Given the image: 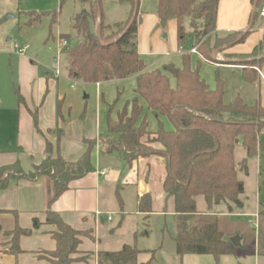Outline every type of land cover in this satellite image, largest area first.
Returning <instances> with one entry per match:
<instances>
[{
  "label": "trees",
  "instance_id": "16d2710c",
  "mask_svg": "<svg viewBox=\"0 0 264 264\" xmlns=\"http://www.w3.org/2000/svg\"><path fill=\"white\" fill-rule=\"evenodd\" d=\"M220 1L157 0L159 26L165 28L168 22L176 20L180 49H184L188 37H194L197 54L218 64L215 50L211 48L213 34L218 38L217 48L220 49L223 45L231 48L244 43L251 33H233L225 39L216 34ZM80 2L84 7L73 17V38L66 39L71 41L65 47L68 76L73 81L85 84L136 78L135 97L117 113L116 120L111 117V111L117 105L121 93L110 105L107 132L102 135V139L106 138L107 142L102 153H115L128 166H133L140 159L163 160L165 176L162 189L168 198L175 201L178 218L175 241L179 256L206 255L218 262L223 256H234L237 249L220 229L216 208L225 204L232 213L233 207H243L240 197L245 192V184L241 175L248 174V159L257 156L259 148H263L258 136L264 129V107L260 102L246 104L240 96L226 103L225 83L219 80L216 89H211L201 77L199 64L196 69H192L191 53L183 55L182 68L168 64L162 70L148 71L138 52L141 0H117L118 3L129 4L131 11L127 22L113 24L105 20L102 0ZM254 3L253 24L259 18L258 10L262 8L264 0H254ZM29 14L33 17L30 24L40 21L45 15L54 16L52 21L56 23L58 16L50 13ZM99 24L98 37L96 29ZM222 40L223 43H220ZM246 57L253 61L243 65L242 78L248 83L256 82L264 69V34L257 47ZM16 93L18 103L24 104L19 89H16ZM60 113L61 103L58 104ZM149 113L158 120V129L154 132L149 130ZM32 117L39 130L37 112L32 113ZM163 119L172 124V130L165 127ZM61 134L62 131L59 138ZM238 145L244 148L247 156L240 163L235 158ZM94 146L95 143L88 142L87 152L73 163L63 159L59 153L55 155L56 148L47 142L46 159L33 171L25 172L19 161L0 167V189L6 190L15 180L36 181L41 176H49L58 198L69 189L72 181L94 172ZM199 198L206 204L205 211L198 208ZM119 202L122 205L120 199ZM152 205L150 194L139 200V210L146 215V219L152 213ZM3 214H13L14 220L11 227L0 222V252L11 255L24 253L21 238L29 236L32 230L20 227L17 212L0 207V216ZM46 224L56 228L50 235L57 247L45 253L50 264L87 261L88 255L78 256L82 253L81 236L86 233L77 231L53 211L47 212ZM40 227L41 223L34 220L33 228ZM257 251L264 256V208L258 215ZM139 254L135 246L125 245L118 252H100L97 263L138 264Z\"/></svg>",
  "mask_w": 264,
  "mask_h": 264
},
{
  "label": "crops",
  "instance_id": "0c3cea01",
  "mask_svg": "<svg viewBox=\"0 0 264 264\" xmlns=\"http://www.w3.org/2000/svg\"><path fill=\"white\" fill-rule=\"evenodd\" d=\"M13 2L14 0H0V21L12 12ZM125 4L127 3L121 5ZM141 8L143 10L140 12L138 52L148 71L162 70L168 64L182 68L183 55L191 53L195 45L194 38H190V43L186 41L184 49H180L177 21L171 20L165 28H162L159 26L157 6L145 10L140 4ZM263 8L264 4L258 10V20L253 24L252 15L256 9L254 0L220 1L216 34L224 38L233 33L251 32L244 43L231 47L229 54L248 55L260 43L264 34V17L260 15ZM106 22L116 23L108 20ZM11 29V25H7L4 21L0 22V53L6 48L4 39ZM166 34L172 37V45L168 44L169 37ZM12 52L17 54L18 65L21 64L22 69L26 70V73L19 74L18 78L19 92L25 103L20 105L17 102L15 106L0 104V167L19 161L25 172L33 171L35 166L46 159L47 142L52 143L56 148L55 155L59 153L63 159L74 163L87 152L88 142H93L95 146L92 150V164L95 170L72 181L69 189L58 198L54 183L49 176H41L36 181L15 180L6 190L0 189V207L3 210L17 212L20 227L32 230L29 236L21 238L20 244L24 253L11 255L0 252V264H50L45 253L54 251L57 245L50 235L55 231V226L46 224L48 211L59 214L68 225L86 233L81 236L82 253L78 256L88 255V259L73 264H98L97 256L100 252H118L122 248L121 246L115 251L101 249L102 242L99 235L105 223L103 213H108L105 211L111 209L112 213H116L118 206L123 211V199L127 200L125 193L133 186L137 189L139 209L140 198L146 194L152 195L156 187L150 176L152 167L157 164L165 174L164 162L160 158L140 159L133 166H128L119 155L102 153V135L107 132L110 105L118 99L119 93H122V99L120 97L116 110L111 111V117L115 118L118 110L135 97L136 78L78 87L68 74L65 77L60 72V76L56 77V72L53 71V74L41 76L39 68L35 66L36 63L25 56L27 52L23 55L13 50ZM191 56L192 69H196L199 64L201 77L211 89H216L219 80L225 83L229 79V76L221 75L222 70H233V76L238 78L236 82L239 86L229 101L225 100L227 90L225 92L224 88L226 103H231L240 96L246 104L253 105L260 102L264 107V72L260 73L258 81L248 83L242 78V67L220 64L223 63L220 54H218V64L207 61L198 54ZM209 69H213V72L218 70V78L213 79L208 72ZM174 84L172 79V85ZM126 85L130 86L129 90ZM126 92H129L128 95ZM59 103H61L60 114H58ZM34 112H37L39 130L34 125L32 117ZM163 122L167 129H173L167 119H163ZM148 124L150 131L154 132L158 129V120L152 113L148 115ZM60 131L62 134L59 138ZM163 179L164 177H161L159 180L161 188ZM109 217L111 216L108 215L107 220L112 221ZM36 219L41 223L39 229L33 228ZM13 220V214L0 216V222L10 227ZM255 253L260 262L264 256L258 254L257 241ZM236 255L237 250L234 257ZM227 257L229 256H223L219 262L216 261L217 264L223 263Z\"/></svg>",
  "mask_w": 264,
  "mask_h": 264
},
{
  "label": "rangeland",
  "instance_id": "374dc122",
  "mask_svg": "<svg viewBox=\"0 0 264 264\" xmlns=\"http://www.w3.org/2000/svg\"><path fill=\"white\" fill-rule=\"evenodd\" d=\"M102 2L103 11L108 22H127L131 11L129 4L121 5L117 0H102ZM141 4L145 10H150L157 6V0H141ZM83 7L80 0H65L64 2H61V0H14L13 5H11L12 12L8 13V15H13L14 18L4 21L6 15L0 21L12 26L10 33L6 35V38L4 37L7 49L5 48L0 53V104L3 103L9 106L17 104L16 89H20L19 74L26 73L21 64L18 65L17 54L15 55L12 52V50L16 51L15 45L20 47L30 46L25 56L36 63L35 66L39 68L41 76L53 74V71L61 72L62 76H67L68 56L65 48L62 47V42L67 37L69 39L73 38L72 20ZM141 10L143 9L141 8L140 12ZM33 12L40 15L56 14L58 15L56 23L52 21L54 16L45 15L40 21L30 24L33 17L29 13ZM113 31L117 30L113 29ZM166 36L169 37L168 44L172 45V37L167 34ZM216 39L218 38L213 34L211 48L215 52L219 51L223 63L243 68L245 63L253 61V59L247 58V55L229 54L230 48H227L226 45L221 46L220 49L217 48L218 42ZM189 40L188 37L186 41L189 42ZM223 41L220 43H223ZM70 43L71 41L68 40V45ZM216 58L218 59V55ZM208 72L213 79L218 78V70L213 72V69H209ZM262 72H264V69H262ZM221 75L229 76L224 87L225 92L227 90L225 100L229 101V98L234 96L239 86L236 82L238 78H234L233 70H222ZM74 83L78 87L88 85L80 81H74ZM126 88L129 90L130 86L126 85ZM128 93L126 92V95ZM114 110H116V106L112 107V111ZM121 110H118V112ZM113 119L116 120L117 117ZM258 140L263 148H259L257 156L248 159V174L241 175V179L245 184V192L240 197L243 207L239 209L233 207L234 211L232 213L225 204H221L216 208L219 214L220 229L230 240L232 238L240 239V245L236 248L237 255L227 257V260H223L224 262H221V264H264V257L258 262L255 253L258 215L264 208V129L259 134ZM105 141L107 142L106 138L103 140V148L106 147ZM235 158L238 163L247 158L241 145L236 147ZM150 176L156 187L152 194V213L148 219L145 218V214L139 213L137 189L134 186L128 188L125 193L127 200L123 199V211L118 206L116 213H112V209L105 211L108 213H103L105 223L99 235L102 242L101 249L115 251L120 249L121 246L122 248L125 245L135 246L140 251L138 264L149 262L151 264H217L211 256L186 255L181 257L178 255L175 241L178 230L175 201L173 198L167 197L159 184L160 178L165 176L163 169L156 164L152 167ZM198 208L200 211L206 210V204L202 198L198 199ZM108 215L111 216L112 221L107 220Z\"/></svg>",
  "mask_w": 264,
  "mask_h": 264
},
{
  "label": "built area",
  "instance_id": "2783aa9c",
  "mask_svg": "<svg viewBox=\"0 0 264 264\" xmlns=\"http://www.w3.org/2000/svg\"><path fill=\"white\" fill-rule=\"evenodd\" d=\"M260 15H261L262 17H264V8L261 10ZM66 46H68V41H67V40H64V41L62 42V47L65 48ZM29 48H30L29 45H25V46H23V47H20L19 45H15V50H16V52H17L18 54H20V55H23L24 53H26V52L29 50ZM191 53H192V54H197V53H198V52H197V49H196V48H193V49L191 50ZM55 76H56V77H59V76H60V73H59V72H56V73H55ZM263 79H264V77H263ZM103 174H105V172H104ZM109 220H111V217H109Z\"/></svg>",
  "mask_w": 264,
  "mask_h": 264
},
{
  "label": "water",
  "instance_id": "95a60500",
  "mask_svg": "<svg viewBox=\"0 0 264 264\" xmlns=\"http://www.w3.org/2000/svg\"><path fill=\"white\" fill-rule=\"evenodd\" d=\"M255 8H256V5H255ZM12 18H14L13 15H7V16L4 18V21H7V20L12 19ZM248 30H250V29H248ZM96 33H97V36L99 37V36H100V24L98 25V27H97V29H96ZM218 54H219V51H216V52L214 53L215 56H217ZM230 241H231L232 245H233L235 248L239 247V245H240V239H239V238H232Z\"/></svg>",
  "mask_w": 264,
  "mask_h": 264
}]
</instances>
